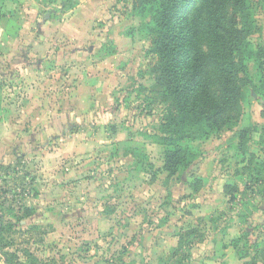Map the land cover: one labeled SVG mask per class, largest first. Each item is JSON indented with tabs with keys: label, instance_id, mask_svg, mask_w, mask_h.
Here are the masks:
<instances>
[{
	"label": "rangeland",
	"instance_id": "374dc122",
	"mask_svg": "<svg viewBox=\"0 0 264 264\" xmlns=\"http://www.w3.org/2000/svg\"><path fill=\"white\" fill-rule=\"evenodd\" d=\"M133 2L0 0V264H241L264 242V59L247 62L257 92L237 123L188 143L195 159L168 175Z\"/></svg>",
	"mask_w": 264,
	"mask_h": 264
},
{
	"label": "trees",
	"instance_id": "16d2710c",
	"mask_svg": "<svg viewBox=\"0 0 264 264\" xmlns=\"http://www.w3.org/2000/svg\"><path fill=\"white\" fill-rule=\"evenodd\" d=\"M132 6L151 37L149 52L156 57L149 91L162 105V114L154 138L168 149L162 170L174 175L195 159L188 143L237 123L247 90H257L247 62L264 59V48L250 41L257 30L252 0H134ZM260 72L264 82V66ZM247 130L239 132L240 139ZM7 227L12 225L0 217V244ZM197 234L188 227L178 240ZM0 254H5L3 245ZM11 256L15 264H26L14 253ZM238 257L241 264H264V242L252 253L239 250ZM12 260L4 257V264H14ZM27 264L43 263L31 257Z\"/></svg>",
	"mask_w": 264,
	"mask_h": 264
}]
</instances>
